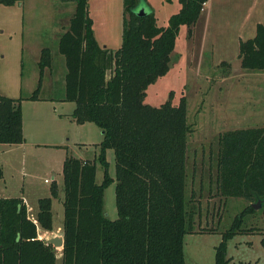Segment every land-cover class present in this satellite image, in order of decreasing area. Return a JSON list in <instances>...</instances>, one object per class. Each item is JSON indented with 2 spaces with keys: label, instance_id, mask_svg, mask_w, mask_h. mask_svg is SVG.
Returning <instances> with one entry per match:
<instances>
[{
  "label": "trees",
  "instance_id": "16d2710c",
  "mask_svg": "<svg viewBox=\"0 0 264 264\" xmlns=\"http://www.w3.org/2000/svg\"><path fill=\"white\" fill-rule=\"evenodd\" d=\"M76 1L69 28L59 41L67 67L66 100L75 104L71 116L76 122H93L103 132L98 158L104 179L97 182V159L64 160L61 259L54 245L38 237L39 226L54 230L52 196L59 194L57 182L51 187L52 196L39 198L36 221L23 197L0 196V264H187L186 234L213 229L197 227L202 193L189 192L193 127L187 99L182 96L175 104L173 92L160 106L145 99L148 87L170 71L181 27L188 26L192 36L209 0H178L181 8L166 26L158 24L152 9L142 16L138 13L148 0H123L122 45L115 51L99 43L88 0ZM240 57L242 67L264 70V24L257 25L254 37L241 41ZM51 66V51L43 48L39 84L28 99L40 98L44 71ZM22 100L0 94L2 144L25 140ZM109 149L116 155V219L104 209L105 189L114 181L108 170ZM216 169L214 185L209 179L216 196L260 202L264 211V127L221 134ZM256 212L249 204L222 233L215 264H229V240L252 228L244 227L245 217ZM261 242L264 245V236Z\"/></svg>",
  "mask_w": 264,
  "mask_h": 264
},
{
  "label": "rangeland",
  "instance_id": "374dc122",
  "mask_svg": "<svg viewBox=\"0 0 264 264\" xmlns=\"http://www.w3.org/2000/svg\"><path fill=\"white\" fill-rule=\"evenodd\" d=\"M88 3L99 43L117 50L122 45L123 0H88ZM76 6V0L0 3V94L23 99L27 140L24 146L0 143V163L4 167L0 193L20 195L24 187L29 216L36 218L39 198L52 196L51 187L56 181L59 194L52 196L55 230L52 234L56 235L64 223L65 158L97 159L98 183H102L105 174L98 158L103 140L101 128L93 122L80 124L67 115L75 104L66 100L67 67L59 41L69 28ZM204 7L201 19L192 28V36H188V26L181 27L171 69L148 87L145 99L153 106L166 102L171 92L175 104L182 96L187 99L188 120L193 127L189 136V192L195 191L197 196L202 193L197 227L213 228L186 234L187 264H215L216 246L222 233L245 207L254 204L239 197L221 199L209 183V179L213 183L217 172L219 137L230 130L264 127V70L242 67L240 57L241 41L254 37L257 25L264 24V0H209ZM140 8L147 12L154 10L158 24L166 26L181 4L148 0ZM43 48L51 51L52 66L45 69L39 90V97L44 100L33 102L28 98L39 84ZM107 159L114 181L105 189L104 209L110 219H116L113 149L107 150ZM262 208L263 204L256 209L258 212L245 217L244 227H252L247 233L229 240V264H264Z\"/></svg>",
  "mask_w": 264,
  "mask_h": 264
},
{
  "label": "crops",
  "instance_id": "0c3cea01",
  "mask_svg": "<svg viewBox=\"0 0 264 264\" xmlns=\"http://www.w3.org/2000/svg\"><path fill=\"white\" fill-rule=\"evenodd\" d=\"M175 1H178V0H175ZM205 10V9H204ZM201 19V18H200ZM199 19V20H200ZM41 100H44L43 98H39V99H37V100H31V101H33V102H38V101H41ZM74 103V102H73ZM51 107H53L52 105H51ZM55 108V107H54ZM74 108L75 107H73L72 108V110H71V112H69L67 115L68 116H70L71 118H72V113H73V111H74ZM55 110H56V108H55ZM55 112V111H54ZM53 116H54V118H56V115L55 114H53ZM59 119H61L60 117H59ZM23 130H24V137H25V140H24V142L22 143V144H14V145H23L24 146V144L27 142V140H26V128H25V124H24V122H23ZM66 134H70L69 132L68 133H66ZM102 135H103V133H102ZM55 136V135H54ZM58 137H60V133L57 135ZM56 136V137H57ZM64 140L63 139H61V144H64V142H63ZM54 143V142H53ZM56 143H58V142H56ZM10 146H12V145H10ZM66 159V158H65ZM83 159H87V158H83ZM3 166V165H2ZM4 168V167H3ZM47 181V180H46ZM0 196H5V195H2L1 193H0ZM14 196H20V197H23L24 198V200H25V202L27 203L28 201H27V199H26V197H25V195H24V187L23 188H21V194L20 195H14ZM5 197H10V196H5ZM55 230H53V231H49V230H45V229H41V228H39L38 227V237L40 238V239H44L45 241L46 240H48V239H50V238H52V237H54V236H56V234H52L53 232H54ZM57 235H60V236H63V230L61 229V230H59V232H58V234ZM56 248V247H55ZM57 249V258L58 259H61L62 258V255H63V250H62V248H56Z\"/></svg>",
  "mask_w": 264,
  "mask_h": 264
},
{
  "label": "water",
  "instance_id": "95a60500",
  "mask_svg": "<svg viewBox=\"0 0 264 264\" xmlns=\"http://www.w3.org/2000/svg\"><path fill=\"white\" fill-rule=\"evenodd\" d=\"M138 13L142 16V15H145L147 12H146L145 8H140ZM260 205H261V203L257 202V203L253 204V207L255 209H257ZM46 242L47 243H51L56 248H63V246H64V237L60 236V235H56V236L46 240Z\"/></svg>",
  "mask_w": 264,
  "mask_h": 264
},
{
  "label": "built area",
  "instance_id": "2783aa9c",
  "mask_svg": "<svg viewBox=\"0 0 264 264\" xmlns=\"http://www.w3.org/2000/svg\"><path fill=\"white\" fill-rule=\"evenodd\" d=\"M33 220H35V218H32ZM36 221V220H35Z\"/></svg>",
  "mask_w": 264,
  "mask_h": 264
}]
</instances>
